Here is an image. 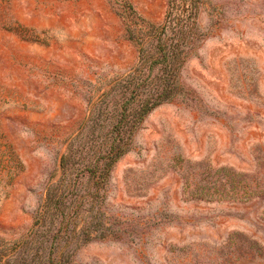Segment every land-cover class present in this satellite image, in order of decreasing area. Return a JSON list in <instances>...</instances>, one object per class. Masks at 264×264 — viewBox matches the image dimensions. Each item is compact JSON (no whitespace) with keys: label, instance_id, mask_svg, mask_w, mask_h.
<instances>
[{"label":"rangeland","instance_id":"1","mask_svg":"<svg viewBox=\"0 0 264 264\" xmlns=\"http://www.w3.org/2000/svg\"><path fill=\"white\" fill-rule=\"evenodd\" d=\"M168 8L0 0V264H35L22 252L62 156L73 141L86 156L91 126L115 122L143 34ZM172 19L200 34L180 72L196 98L141 122L102 194L104 219L124 233L82 246L73 264H264V194L240 200L217 185L264 182V0H200Z\"/></svg>","mask_w":264,"mask_h":264},{"label":"trees","instance_id":"2","mask_svg":"<svg viewBox=\"0 0 264 264\" xmlns=\"http://www.w3.org/2000/svg\"><path fill=\"white\" fill-rule=\"evenodd\" d=\"M199 2L188 0L185 8L177 0H169L165 25L150 26L143 34L140 67L126 78L125 86L120 85L123 91L119 94L121 102L115 122L107 129L91 126L94 140L90 150L94 149L87 151L86 156L84 146L75 149V141L69 144L61 159V177L49 187L44 212L22 252L23 256L32 257V263L73 264L75 253L82 246L123 235L119 225L104 219L102 194L115 163L132 149L133 136L149 113L177 98L195 100L191 90L182 84L180 72L195 52L200 34L195 26H172V17L177 12L197 13ZM217 185L240 200L264 194V182L253 185L241 179L236 185L229 181Z\"/></svg>","mask_w":264,"mask_h":264}]
</instances>
